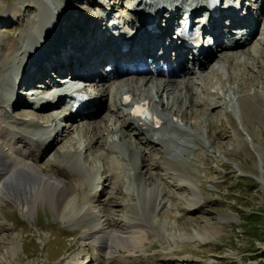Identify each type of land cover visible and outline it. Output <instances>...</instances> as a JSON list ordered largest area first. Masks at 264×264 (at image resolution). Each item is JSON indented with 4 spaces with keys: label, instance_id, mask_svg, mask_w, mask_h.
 Listing matches in <instances>:
<instances>
[{
    "label": "rangeland",
    "instance_id": "obj_1",
    "mask_svg": "<svg viewBox=\"0 0 264 264\" xmlns=\"http://www.w3.org/2000/svg\"><path fill=\"white\" fill-rule=\"evenodd\" d=\"M64 1L47 0L49 11L43 18L48 19L54 16L59 9L57 6L68 3L70 10L73 8L78 12V22L86 17L88 19V17L101 15V12L95 9L94 0ZM108 1L113 8V17L122 25L123 23L130 25L133 21L131 9L135 0ZM243 3L245 7H251L250 10L256 6L255 0H244ZM42 5L41 0H24V2L23 0H0V44L3 41V45L17 46L16 42L20 34L34 26L40 15L44 13L45 8ZM13 6L14 9H12ZM70 20L74 22L72 17ZM91 23H88L87 29L85 28L86 32L80 27L83 23L75 26L73 32L83 34L85 37L82 40L75 33L66 37L68 41H71L70 45L73 44L74 48H78L75 51L76 55L80 53L83 59L89 51L88 38L94 34L90 27ZM104 24H101L103 29ZM223 24L225 29L230 28L227 21ZM261 27L262 21L257 26V34L251 46L257 43ZM44 42L34 55L35 59L42 55L41 49L44 47ZM82 42L84 55L81 50L79 51ZM30 48L33 49L34 46ZM263 50L264 46L260 49L259 63L253 62L256 60L252 58L253 60H247L243 69L237 64H234V67L232 64H225L227 68L225 65L222 66L224 69L221 68L216 77L210 73L211 68L207 66L209 62L201 69L207 70L204 74L209 83L197 80L202 84L193 87V107L189 102L178 100L182 95L178 91L172 92L171 97L169 94L168 99V94L165 92L160 94L159 98L167 105V109H172L183 116V124L188 126L189 132L198 134V139L190 141V149H187L180 157L178 170H170L172 175H182L179 177L185 180V184L166 174L159 166L163 162L160 159L162 158L160 150L157 152L155 147L146 148L141 142H138L136 147L144 150L143 157L139 158L140 171L145 179L143 191L136 187L130 188L134 183L130 166H126L127 169L124 166L113 173L109 158H96L99 157L98 154L104 152L101 144L103 145L102 142L107 135V132L103 131L106 125L109 128V134L113 131V133L117 132L118 136L122 131L125 133L127 142L133 145L135 140L133 132H125L129 128L125 127L122 130L124 124L120 114L109 115L108 110L113 109V93L106 94L102 104L97 106L95 112L93 111V117L90 115L87 120L77 119L79 127L81 124L85 125L81 127L82 132L79 136L75 132H66L63 140L55 144L46 156L34 162L37 168L55 176L59 183L62 191L57 196V203L60 205L58 209L39 199L37 203L35 202L30 216L23 218L20 212L9 203L0 205V264H264V259L260 258L264 257V104L247 100L241 113L238 109L236 113L229 112L230 109L227 110L223 104V98H225L223 92L229 87L237 89L232 90L236 96L253 94L257 89L260 95H264V59L261 54ZM3 56L2 53L0 58L2 59ZM246 58L248 56L241 55L236 60L242 63ZM68 59L65 57L61 62ZM187 60L185 66H191V54H187ZM221 63L223 62L215 59L214 65ZM30 64L37 65V59L29 62L28 66ZM83 67L85 69L88 67L86 60ZM102 70L100 68L99 73ZM230 76L233 82H230ZM57 79L60 78L57 77ZM204 84H207L208 89L204 88ZM222 88H224L223 91ZM135 89H137V95H150L154 91V88ZM21 91L19 89V92ZM22 93V96L26 95ZM208 93L212 95V98L206 95ZM24 101H34V98L27 94ZM205 101L208 102H206L207 106L203 103ZM24 105L26 104L13 108L11 117L16 120L37 121L51 116L50 113L33 114L30 112L32 106ZM91 118L94 122L91 121L92 123L89 124ZM100 119H106V123H101V129L97 127L98 125L95 126L98 130V140L95 144L90 143L89 152L80 155L82 158L77 157L80 166L87 171L89 169L93 171L95 180L100 182L91 208L95 213H100L102 216L100 219L108 220L106 222H109L111 229L119 232L130 231L127 222L130 219L138 220V212L139 216L144 217L140 225L145 229L146 235L142 248L133 251L120 249L119 253L114 254L109 261L103 260L98 250L92 247L87 239H83L86 226L75 222V224L73 222L67 224L60 216L59 209L64 206L66 197L72 195L71 198H73V195L80 192L79 178L59 174L56 169L47 164L48 160L60 156L65 147L75 150L78 146L75 144L77 141L88 142L92 126ZM39 123L46 122L39 121ZM23 150L29 152L27 149ZM97 168L100 170L98 171L100 175L95 172ZM111 174L116 178H112ZM128 189H131L129 197L126 195ZM193 200L196 205L188 207L187 203ZM136 206L141 211H137ZM147 215L150 216L149 219ZM136 230L140 229L136 228Z\"/></svg>",
    "mask_w": 264,
    "mask_h": 264
},
{
    "label": "bare ground",
    "instance_id": "obj_2",
    "mask_svg": "<svg viewBox=\"0 0 264 264\" xmlns=\"http://www.w3.org/2000/svg\"><path fill=\"white\" fill-rule=\"evenodd\" d=\"M64 2H66V0ZM232 2L234 3V5L231 4L233 7L230 5L227 6L230 8L229 11L224 12L219 10V12L215 15L216 18H212L209 25L213 28V46L207 47L206 49L204 48L206 42H203L200 49H198L195 53H191V66H185V62H188V60L185 61L184 59L185 54L188 52L186 48L181 47L179 51L175 50L173 47H169V52L167 53L168 55H166L163 63L167 64L169 60L171 61L172 54L170 53L175 51L176 70H172V68H174V64L169 63V69L167 72L156 67V70L153 73L144 75L143 73L138 72L136 68H127L126 66L136 67L138 64H142L141 62L147 58L144 54H146L149 50H156V54L160 52L162 47L166 45L168 33L171 30L174 21H176V18H180L188 12V10L184 11V4L182 1L176 0L175 3L169 7L166 5H155V11H162L159 16L160 19L158 20V22L160 21V25H157L156 23L153 32L145 30L141 37L138 38L139 42L134 41V37H132V35H129V37L124 35L125 42L137 47L135 49L134 47H131L125 52V54H122L120 52L121 45H118V43L117 45H113L111 43L115 37H113L111 41H107L110 33L104 31L101 27V24L103 25L104 22L109 23V20L110 22L115 20V22L112 23L113 27H111L110 30H112V33L116 30V19H112L113 8H111V10L109 9L110 3L108 0H94L95 9L97 8V10L101 12V14L103 13V15L100 17H88V19L86 17L83 20L81 19L79 22L77 17L78 12L73 8L70 10L69 3L67 5L62 4L57 6V8H59L58 12H55V15L50 18L44 19L43 17L47 15L49 8L47 6V0H41V3H43L42 6H44L46 11L44 10V13L40 15L34 26L27 28L20 34L19 39L16 42L17 46L3 45V41L0 44V56L2 53L4 55L2 59L0 58V205L9 203L20 212L23 218H28L30 216L35 202L37 203L39 199L48 202L52 205V207H54V209H58V206H60L57 203V196L62 189L55 176L46 174L45 171L37 168L34 165V162L40 157L46 156L48 151L53 148L55 144L59 143L61 139L63 140V136L66 132H75L77 136H79V133L82 132L81 127H84L85 125L81 124L79 127L76 122L77 119L87 120L90 115V117H93L94 112L97 109L92 112V110L96 108L93 107L91 110L87 109L84 112H78L74 115L71 114L69 112L71 109L70 106L68 109H65V100L67 97L63 96L60 98L51 91L53 88H60L63 86L61 83L58 85L56 80L53 79V76L55 75L57 77H65V75H67V77H72L73 81L78 82H84V79L87 78L88 80L86 82V86H89L90 88L87 92L93 95H89L88 98L93 100V103L91 102L93 106L101 104L106 94L113 93L112 97L114 109H112L110 113L114 116L120 114L119 116L124 124V126H122V130H124L125 127H127V129L129 128L130 131L125 130V132H133L134 134L132 133V135L135 140L133 145L131 142H127V140H125V133L122 131L118 136L117 132L113 133V131L109 134V128L106 125L103 127V131H106L107 135L105 137V141L102 142L103 145L101 144V147L104 148V152L98 154L99 157L96 158H109L114 171L113 173L121 170L124 166H130L131 171H133L132 175L134 181L131 187L128 185L131 189L136 187L137 189L143 191L145 185V179L140 171L141 166L139 162V158L144 155V150H139V148L136 147L140 142L143 143L142 145L146 148L151 149V147H155L158 150L157 152L160 150L162 157L160 159L163 162L159 166L162 167L166 174L171 175L172 178L185 184V180L179 177L182 175H172L170 170L174 171L179 168L177 166L179 165L180 157L187 149H190V141L198 139V134H196V132L182 133L180 128L184 117L175 113L172 109H167V105H163L159 96L161 93L165 92V94H168V99L169 94L171 97L173 95L172 92L178 91L182 94L181 96L179 94L180 98L178 100L180 102H189V104L193 107V87H197L199 85L201 86L202 84H200L197 80H201L203 83L204 81L209 83L204 74L207 70H201L209 62L210 63L207 66L211 68L210 73L215 77L225 64H232L233 67L234 64H237L243 69L247 60L250 61V59L255 58L256 61L252 59L253 62H260L259 60L261 57L259 53L260 49L264 46V0H255V4L257 3L255 11L250 10V7L246 8L243 4V0H233ZM132 5L131 13L133 16H137V12L141 8V2L135 0ZM199 7L200 6L198 4L191 6V8L195 9ZM239 7L245 9V11L237 15L236 9ZM14 8L15 7L13 6L12 9ZM12 11L14 12V10ZM243 13H246V16H242ZM163 15H168L170 18L167 24H165L166 18ZM192 15H197L196 10L193 11ZM71 17L74 22L70 20ZM223 21H230L231 26L238 25V27L233 29L240 31V36L234 37V34H231L230 31L225 32L222 30L224 29L221 24ZM260 21H262V27L257 43L251 46L252 40L257 34L256 27L259 25ZM80 23H83L80 27L83 28L85 32L89 27L88 23H91L90 27L91 30H93L92 32H94V34L88 38L87 46L89 47V51L88 54L84 56V59L82 58L83 56L81 57L80 53L76 55L75 51L78 50V48H74L73 44L70 45L71 41H68L66 38L70 35H74V33L79 36L80 40L85 37L83 34L73 32L75 30V26H79ZM87 24L88 26H83ZM105 34L107 39L104 37ZM4 40L6 41V39ZM121 41H123V39ZM42 42H44V47L41 49L42 55L36 58L37 65L30 64L28 66L29 62H32L33 59L36 60V56L34 57V55L38 52ZM83 42L81 48L84 45ZM89 42L92 44H88ZM30 46H34V48L31 49ZM81 48L79 51L81 50L82 55H84L83 52L85 51ZM244 50H247V52H243ZM138 51L139 53H137ZM261 54L264 59V50ZM241 55L248 56V58L242 61V63L236 60ZM65 57H68L69 59L61 62V60ZM215 59H218L223 63L216 66L214 65ZM84 60H86V63L88 64L86 69L84 68L85 66L83 67ZM113 61L116 66H114ZM153 63L155 62L153 61ZM216 64H218V62ZM104 65H106L105 68ZM109 65L110 72H106L104 69H106ZM23 66L28 68L25 69ZM143 67L146 68L147 65H144ZM100 68L101 70L103 68L104 69L99 73L98 70ZM162 72H166V74ZM227 78L229 77L227 76ZM231 79L233 78L230 76V82L232 81ZM227 81H229V79ZM39 83L41 84L38 90V88H34V86H38ZM206 86L207 84H204V88ZM138 87H144L147 89L154 88V91H152V93L150 92V95L147 94V98L153 101L154 107L162 116L163 125L160 129L153 133L144 134V131L137 127L134 121L130 120V117L126 114V112L122 111L119 104V99L124 94H131V96L135 97V99H138V97L134 95L137 90L135 88ZM18 88L20 91L22 88V91L19 92ZM26 88L30 89L25 92ZM224 88H222V91ZM232 88H226L223 92L225 96V98H223V104L226 106L227 110L230 109L229 112L236 113L237 109L240 111L239 113H241V111L243 112V105L247 100L264 104V95H260L258 89L255 90L253 94L236 96L235 93L232 92L234 87ZM40 90L42 95L39 94ZM22 92L26 93V95L30 93L35 94L34 96L31 95V97L34 98V101L25 102V96L24 98L20 96ZM80 92L82 91H73L75 94ZM206 95L208 97L211 96L210 98H212L211 94L208 93ZM12 98H14V100H12ZM54 99H59L58 104H55L54 106H50L48 104L41 105V103H51ZM10 100H12V102ZM206 102L207 101L203 103L206 105ZM23 104H26L24 106H29L30 104V106H32V108H30V112L33 114L41 115L44 113H50L51 116L50 118L46 116L47 119H38L36 117V119H38L37 121L29 119L16 120L11 117L13 108ZM238 117H240V115ZM105 120L106 119H100L99 122L94 123L95 125L92 126L88 142L85 143V141L82 142V140L78 139L81 142L77 141L75 143L78 144L77 148H75L74 144L75 150L65 147L60 156L53 160H48L47 164L49 167L56 169L59 174H64L66 176L73 175L79 178L80 192L77 191L78 193L73 195V198H71L72 195L66 197L64 200L65 204L63 203L64 206L59 209L61 210L60 216L67 224L73 222V224L77 223L79 225H84V227L86 226L84 229L83 239H87L92 247L98 250V253H100L103 260L109 261L114 254L119 253L120 249L133 251L142 248L143 243L146 240V235L144 233L145 229H143V227H141L142 225H140L142 224L144 217L139 216L138 212V220L130 219L127 222L130 226V231L124 230L119 232L111 229L108 224L109 222H106L108 220L100 219L102 218L100 213H95L91 208V203L96 198L98 193L97 188L100 182L99 180L97 181V179L95 180L93 171H90V169L87 171L86 168L80 166L81 164L79 163V159L77 157H81L82 154H85L87 151L89 152L91 142H93V144L96 143L98 140V130L95 126L98 125L97 127L101 129V123H104ZM39 121L46 123H39ZM91 121L94 122L91 118L88 123H92ZM154 136H156V139ZM93 144L91 145L93 146ZM23 149H27L29 152L24 151ZM145 154L147 155L146 152ZM125 169H127V167ZM98 171H100L99 168H97L95 172L100 175ZM111 176L112 178H116L115 175L113 177V174H111ZM115 189L118 191V187ZM131 189H128L126 192L128 197L131 194ZM79 194L81 195V198ZM31 203L33 205H31ZM78 204H80V206ZM195 205L196 203L194 200L187 203L188 207H193ZM135 209L137 211H141V209L137 206ZM142 210L144 211V209ZM146 217L149 219L150 216L147 215ZM136 228L140 230H136ZM129 253L131 254V252Z\"/></svg>",
    "mask_w": 264,
    "mask_h": 264
},
{
    "label": "trees",
    "instance_id": "obj_3",
    "mask_svg": "<svg viewBox=\"0 0 264 264\" xmlns=\"http://www.w3.org/2000/svg\"><path fill=\"white\" fill-rule=\"evenodd\" d=\"M260 258L264 259V257H263V256H261Z\"/></svg>",
    "mask_w": 264,
    "mask_h": 264
}]
</instances>
